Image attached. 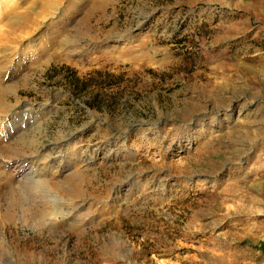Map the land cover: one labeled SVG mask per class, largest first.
<instances>
[{"label":"rangeland","instance_id":"1","mask_svg":"<svg viewBox=\"0 0 264 264\" xmlns=\"http://www.w3.org/2000/svg\"><path fill=\"white\" fill-rule=\"evenodd\" d=\"M29 1L0 0V143L34 134L0 264H264V0H56L10 42Z\"/></svg>","mask_w":264,"mask_h":264},{"label":"bare ground","instance_id":"2","mask_svg":"<svg viewBox=\"0 0 264 264\" xmlns=\"http://www.w3.org/2000/svg\"><path fill=\"white\" fill-rule=\"evenodd\" d=\"M36 1H37L36 3L39 4V10L38 11H36V9H34V10L30 9L29 6H32V4L35 3V1L31 0V1H29V3L27 2L28 5H26L24 7L25 9L23 11H21V12L20 11L19 12L14 11V12L8 14L9 16L6 19V26L8 29L6 32L7 35L5 36V38L7 40H9L10 42L11 41L16 42V41H19V38L23 39V37H25L29 34L26 31V28L30 27L29 25H31L32 23L37 22L39 18L42 19L43 15L41 16L40 14H42L43 11H45L47 9H51V8H53V10H54V8L57 7L56 5L58 4V2H56V0H36ZM49 11L51 12V10H49ZM62 29H63V27L60 26V28L58 30H55L54 34L48 40L44 39V40H46V42L43 41L42 43L38 44L39 46L37 47V52H36V53H38V55L34 58L35 62L39 61L41 59L42 55H48L51 57L54 56L56 58H60V55H61L59 53L60 51L58 52L57 50L64 49V46L78 45L77 41L75 39H73L70 34H68V35L63 34L64 35V37H63V35L61 33ZM22 32H25V34L24 33L22 34ZM62 53H64V52H62ZM71 54H73V53L71 52L67 56L69 57ZM32 63H33V61H32ZM36 64H38V62ZM5 107H6V105L1 103L0 109L1 108L4 109ZM24 134L25 133L22 132L21 135H19L14 140H11V139L3 140L4 143L3 144L0 143V154L4 155V156H10L12 153L13 154L16 152L19 153L18 152L19 148L20 149L21 148L22 149L23 148H25V149L32 148L33 143H34V134H32V135H30V134L24 135ZM15 157L16 156L13 157L14 160H12V163L15 164L14 167H15L16 173L17 174H23V172H25V166L27 164L26 160L25 159H18ZM21 158H23V157H21ZM0 167L3 168L4 166L0 165ZM5 172L3 170H0V196H2L3 194H12L14 192H17V190L15 191L16 186L19 187V185L14 184V181L12 180V178L10 176L11 174L5 173ZM28 172H27V174H28ZM17 184H19V183H17ZM23 184H21V185H23ZM25 186L26 185L24 184V187ZM26 188H27V186H26ZM68 188H69V186H68ZM30 190H29V192L31 193ZM40 195H42V193ZM43 198L44 197H42L41 200H43ZM39 202L42 203L43 201H39ZM33 209H35V210L33 212L32 211L31 212H32V215L35 216V223H37L39 226L44 227L45 222H47V220H46L47 212L43 209H36V208H33ZM1 219L2 220H9L10 218L9 217H1ZM4 251L5 250L3 248V245H2V242L0 239V255L4 254L5 253Z\"/></svg>","mask_w":264,"mask_h":264}]
</instances>
